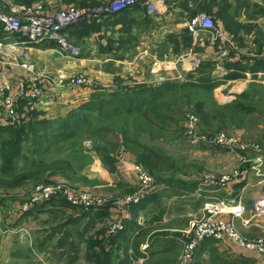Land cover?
<instances>
[{
    "label": "rangeland",
    "instance_id": "374dc122",
    "mask_svg": "<svg viewBox=\"0 0 264 264\" xmlns=\"http://www.w3.org/2000/svg\"><path fill=\"white\" fill-rule=\"evenodd\" d=\"M100 1L96 0L95 6L101 4ZM244 1L160 0L161 5L159 7L163 5L166 6L167 10L172 11V17L169 20L170 29H173V23L180 24L179 28L171 32V35H174L171 40L178 41V39H181V47L174 45L175 52L180 51V48H188L187 51H183L189 52L192 59L191 66L184 64L188 67L187 72H194L195 68L203 61L210 63L212 73L215 70V74L221 70L229 71L228 69H232L225 67L222 69V65L219 63L220 58L225 59V55L233 52L225 47L222 40L215 41L207 32L194 36L188 30L187 22L201 12L211 16L215 25L219 27L220 25L223 26V23L236 27L237 35L241 39L237 37L239 43L236 40L234 41L240 49L239 51H242V63L251 62L253 58L249 54L251 52H254L256 56L264 54V21H262L264 20V12H248L247 7L250 5ZM258 1L264 2V0ZM72 3L79 7L89 8L94 6H80L79 3ZM43 4H45L44 1ZM244 8L246 10H243ZM221 12L223 15H221ZM251 14H256L257 18L261 17L258 20L259 26L250 28L249 31L236 26L237 23L243 24L247 20H251ZM142 34L141 30L136 28L134 36H142ZM162 34L167 35L169 33ZM83 43L84 47L75 44L80 53L86 51V39L83 40ZM88 46L90 47V43ZM190 57L186 56L185 58ZM183 62L185 61H177L176 66L179 67V63L183 64ZM236 72L238 74L225 78H246L244 72ZM215 74L214 76H216ZM83 75L94 81V85L91 86L93 91L104 89L117 82L122 84L130 81L133 82L131 84L144 82V80L139 81L141 80L139 76H131L130 74L117 76L115 80H111L113 81L111 83L97 81L88 74ZM187 78L188 76L184 75L173 80L178 79L176 81L182 83L188 81L185 80ZM194 78L196 77H192L190 81L194 82ZM253 79L264 81L259 77ZM256 80L249 83L248 88L244 90L249 91L248 96L246 95L237 102L243 110H240L237 104H235L236 107L232 104V101L237 100L238 95H235L234 99L227 98L229 94L227 92L229 87L227 86L222 90L214 88L212 93L201 90L199 87L183 86L161 95L151 103L143 104L140 112L123 110L116 115L101 116V120L96 121V123L92 120L93 126L96 128L94 132L88 133L83 129L77 136L61 145L47 146L45 144L40 147L39 145L34 146L25 143L24 151L16 157L14 170H10V174L2 175L0 166V196L9 195L15 197L17 201L24 200L21 203L22 205L37 186L63 182L77 191L93 195L99 199L98 203L90 208L74 207L85 212H93L96 216L110 221L109 224L107 223L108 225L105 223V232L107 231V236L111 235L109 241L112 245L124 240L125 243L122 245L123 248L125 246L124 264H144L143 261H145L147 253L150 255L149 262L152 261L153 264H176L183 246L185 231L189 228L192 219L203 215V208H201L202 214L199 216L190 214L193 212V204L191 203L196 202V200L191 203L186 200V193L191 191H189L190 187L185 188L184 185L187 182L190 184L199 182L200 184L206 175L232 176L237 171L238 176L234 178L236 179L241 176L243 170L246 172L248 170L247 166L241 168L236 165L238 155L245 158L246 163H250L247 162L249 159L256 158V160H260L264 157V87H261L264 82ZM219 82L220 80H217L216 83L219 84ZM91 93L92 91L89 92L87 98ZM45 101L43 98V102ZM197 102L204 103L213 113H222L221 118L225 117L211 119L208 126L203 125L198 118L197 134L208 137L222 134L224 139H233L238 144L222 145L209 139H203L197 134L191 137L186 133L185 121L188 115L197 116L195 111ZM19 103L21 104L18 107L21 106L20 109H24V100H20ZM79 104L64 113L58 111L56 115L43 114V116L52 120L60 119ZM44 111L45 108H43ZM20 114L24 116V113L20 112ZM0 118H5L2 112ZM249 142L256 145L257 148L254 149V146L253 148L242 147ZM252 152L258 155L253 156L251 155ZM120 153L123 155L129 154L132 158L127 160L125 156V160H122L119 156ZM2 160L3 157L0 154V164ZM139 168L147 171L153 177L155 184L158 185L157 189L149 193L144 201L145 204H140L143 199L139 202L133 199V196L140 190L137 173ZM251 169L260 179H257L258 181H264V171L262 169H259L256 164L252 165ZM11 182L14 184H11ZM52 198L66 200L63 197H51L50 199ZM210 200H224L229 206L240 202L235 203L225 198H211L205 201ZM137 204H140V207L144 206L137 211L135 210ZM121 212H124L123 216L127 215L126 218L119 215ZM225 214L232 215L226 212L221 213L220 217L225 218ZM116 222L121 224L122 228L110 233L111 225ZM243 223L246 225L248 222L243 220ZM101 230H103V227H101ZM240 233L249 239L264 236L247 237L242 232ZM101 235L103 234L97 233L94 237L92 236V240L95 241H92L94 243L91 242V247L94 246ZM228 242L230 241H207V243L197 248L193 264H253L249 259L233 252L227 244ZM159 249L161 254L156 252ZM111 250V254L116 252L115 247H112ZM250 251L258 253L254 250ZM258 254L262 256L260 253ZM84 256L85 258H83L88 264H98V262L100 263L108 257L103 252L91 251L90 249L84 253ZM111 256L116 257V255ZM39 257L41 258L42 255H39Z\"/></svg>",
    "mask_w": 264,
    "mask_h": 264
},
{
    "label": "crops",
    "instance_id": "0c3cea01",
    "mask_svg": "<svg viewBox=\"0 0 264 264\" xmlns=\"http://www.w3.org/2000/svg\"><path fill=\"white\" fill-rule=\"evenodd\" d=\"M43 1L51 9L70 2L80 4V0H33L29 5ZM145 1H153L161 5L160 0H142L132 13L125 15L122 12L116 16H108L101 21L78 23L65 28V35L74 44L83 46V40L86 39V51H82L79 56L66 54L54 41L27 43L24 42L25 38L19 34H8L0 28V62L4 64L5 75L20 80L27 75V70L21 67L20 63L27 59L35 65V69L43 78L44 87L51 95L49 100L45 99V102H40L35 108L40 111V117L43 114L53 116L58 111L64 113L86 100L90 91L93 92L91 87L87 86L74 87L72 90L56 87L57 81H62L73 75L88 74L97 81L109 83L113 82L111 80H115L117 76L125 74L139 76L141 79L139 81L144 80L147 83H160L183 77L188 73L186 71L188 67L185 65L191 66L192 59L189 52H183L188 48H180L181 50L178 52L174 50V45L181 47V39L171 40L174 38L171 32L179 28L180 24L173 23V29H170L169 20H171L172 11L167 10L163 5V7H159V13L146 14L145 9L141 8ZM244 2L250 5H247L248 12H264V2L258 0H245ZM29 5L17 0H0V12L15 13ZM250 16L251 20H247L246 23L252 24V28L259 26L258 20L261 17L257 18L256 14ZM136 28L141 30L142 36H134ZM166 32L169 34H162ZM249 54L253 57L251 62H248L249 64L264 59V54L257 56L254 52ZM225 56L228 61L231 60V58H227L228 55ZM181 60L185 62L179 63V67H177V61ZM225 61L224 58L219 59L222 69H224ZM228 72L221 70L215 74V70H213V75L219 76L218 80H220L215 89L222 90L226 86L229 87L227 98L232 99L235 98V95L246 90L249 83L256 80L253 79L254 77L264 79V68H257L255 73L244 72L246 78H225ZM256 81L264 82L258 79ZM1 99L0 95V114L2 112L5 116L4 119L1 118V124H4L8 120L2 110ZM20 107L19 112L24 113L21 122H25L28 120L26 113L29 111L21 110ZM43 108H45L44 112ZM256 154L251 153L253 156ZM125 156L127 160L132 158L129 154H125L122 160H125ZM236 160L238 161H235L237 166L239 165L241 168L247 166L248 170L247 172L243 170L241 176L234 179L224 189L215 190L205 187L202 182L200 184L199 182L191 184L187 182L184 185L185 188L190 187L189 191H191L186 193V200L190 203L196 200L191 203L193 212L190 214L201 215L203 201L207 199L225 198L235 203L240 201L246 205V211L238 217L225 214V218L231 219L235 227L247 237L264 235V216L253 217L251 211L252 199L257 194H264V181H258L260 179L251 167L256 164L259 169L264 171V157L260 160L252 158L247 161L250 163H246V159L238 155ZM23 201H17L15 197L9 195L0 196V264H88L84 260V253L89 249L91 251L98 250L108 255L107 259L98 262V264L125 263L123 258L125 246L124 248L122 246L125 242L124 240L118 241L116 245L110 243L111 235L107 236V231L105 232V223L108 225L110 221L106 218H100L93 212L78 210L77 207L71 206L61 198H52L30 207L26 212H21L20 207ZM123 214L124 212H121L119 215L123 216ZM126 216L124 215L123 218ZM247 219L249 225L243 223V220ZM97 233L103 235L99 236L94 246L91 247V244L94 243L92 241H95L92 240V236L94 237ZM227 244L233 252L249 259L253 264H264V258L258 253L230 242ZM112 247L116 249L114 254H111ZM156 252L161 254L160 249ZM156 252L154 251V253ZM39 255L42 257L40 258ZM111 255H116V257ZM149 257L150 255L147 253V257L143 261L144 264L152 263V261L149 262Z\"/></svg>",
    "mask_w": 264,
    "mask_h": 264
},
{
    "label": "built area",
    "instance_id": "2783aa9c",
    "mask_svg": "<svg viewBox=\"0 0 264 264\" xmlns=\"http://www.w3.org/2000/svg\"><path fill=\"white\" fill-rule=\"evenodd\" d=\"M100 2L101 4L89 8L79 7L74 4H62L55 9H51L50 6L43 4V2H38L22 7L20 11L15 13L0 12V28L8 34H19L25 38L24 42L27 43L54 41L66 54L79 56L80 50L65 35V28L83 20L86 22L101 21L111 14L118 13L138 4L140 0H101ZM142 4L147 14L154 15L159 13L157 2L145 1ZM187 27L192 35L198 36L202 32H207L215 41L222 40L225 47L231 49L234 55L241 54L235 41L223 29L215 25L211 16L202 12L198 13L187 22ZM20 65L27 70V75L20 80H16L8 78L5 75L4 64L0 62L1 107L8 122L15 124L20 123L22 120V114L18 111L20 100H24V109L29 111L35 109L43 101V98L49 100L51 97L44 87L43 78L35 69V65L27 59L22 61ZM131 83L133 82L123 83V85H132ZM93 85L94 81L83 74L73 75L56 83V87L62 89H72L81 86L91 87ZM197 125L198 117L193 114L188 115L185 121L186 133L191 137L195 136L198 129ZM197 136L222 145L238 144L233 139H224L222 134L215 135L214 137L198 134ZM253 146L255 147L254 149L257 148L256 145L250 142L244 144L242 147L253 148ZM119 156L122 159V153ZM137 173L140 190L133 196V199L139 202L145 195L157 189L158 185L155 184L153 177L144 169L139 168ZM236 176H238L237 171L232 176L223 175L218 177L206 175L203 177L202 182L204 185L214 189H224ZM51 197H63L70 205L82 206L84 208L93 207L99 201L97 197L77 191L63 182H54L48 185L37 186L27 201L21 205L20 210L21 212H26L30 207L45 202ZM225 202L224 200H210L203 203V215L192 219L189 228L185 231L183 246L176 264H191L198 244L207 239L215 241L227 240L234 245L247 250L257 251L264 256V236L252 239L246 238L236 229L231 220L220 217L221 213L226 212L234 216H240L246 211V205L237 202L229 206ZM251 211L253 217L264 215V194H259L252 199ZM245 221L249 223L248 219ZM121 228L122 225L116 222L111 225L109 232L113 233L115 230Z\"/></svg>",
    "mask_w": 264,
    "mask_h": 264
},
{
    "label": "trees",
    "instance_id": "16d2710c",
    "mask_svg": "<svg viewBox=\"0 0 264 264\" xmlns=\"http://www.w3.org/2000/svg\"><path fill=\"white\" fill-rule=\"evenodd\" d=\"M17 1H20L25 5H29L33 0ZM141 2L142 0H140V2L136 5L141 4ZM95 3L96 0H80V6H86L87 4L95 5ZM66 4H72V2ZM136 5L111 15L116 16L122 12L125 15L132 13L135 11L134 9ZM141 8L145 9L144 5H141ZM221 15H223L222 12ZM81 23L90 22L85 21ZM223 24L224 25H220V27L226 34L231 36L233 41H237V37L241 39V37L237 35L236 27L231 24ZM236 26L246 31H249L250 28H252V24L249 23H237ZM227 58H231V60L228 61V59L225 58L224 60L226 61L223 63V67L232 69H228L229 73H227L225 77L238 74L236 71H249L251 73H255L257 68H264V59L256 60L253 64H243L241 60H239L242 58V55H234L233 52L230 53ZM186 75L188 78L185 80L188 81L182 83H178L176 81L178 79H170L157 84L141 82L139 84L135 83L129 86L117 82L116 84L104 89L94 90L86 100L81 102L76 108L72 109L67 115L61 117L60 119L52 120L44 116L40 117L41 113L39 110L31 109L28 113H26L28 120L25 122H20L18 124L11 122L0 124V154L3 157V160L0 164L2 175H8L11 173L10 170H14L15 159L17 156L22 154L26 144H32L34 146L39 145L40 147L44 146L45 144L47 146H51L53 144L55 146L59 144L61 145L67 140L72 139L74 136H77V134L83 129L88 133L94 132L96 128L93 126L92 120H94V123H96V121L101 120V116L105 117L107 115H116L118 112L123 110H126L127 112H140L143 104L151 103V101L157 100L161 95H164L168 92L170 93L183 86L190 88L199 87L201 90L212 93L213 89L218 84L216 83L218 78L217 76L213 75L210 63L205 61H203L202 64H199V66L195 68L194 72H188ZM192 77H196L194 78V82L190 81ZM261 87H264V85H261ZM107 89H109V91H107ZM248 93L249 91H243L242 93L238 94L237 97L239 99L237 98L236 101H232L233 106L237 104V107L240 110H243L241 109V105L237 102L240 99H243V97H246V95L248 96ZM195 111L201 123L206 126L209 125L211 119H215L217 117L221 118L222 116V113H213L205 106L204 103L201 102L196 103ZM67 168L69 167L67 166ZM22 174L24 173L22 172ZM11 184L14 183L11 182ZM148 195L149 194L145 195L142 198L143 200L141 199L142 203L140 204L144 203ZM140 204H137V209L135 208V210L139 211L144 206L142 205L140 207ZM209 240L211 239L200 242L197 248L204 245Z\"/></svg>",
    "mask_w": 264,
    "mask_h": 264
}]
</instances>
